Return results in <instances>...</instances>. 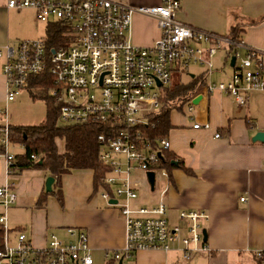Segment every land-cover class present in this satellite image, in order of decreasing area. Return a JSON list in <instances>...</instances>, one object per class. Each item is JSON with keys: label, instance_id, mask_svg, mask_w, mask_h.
<instances>
[{"label": "built area", "instance_id": "built-area-1", "mask_svg": "<svg viewBox=\"0 0 264 264\" xmlns=\"http://www.w3.org/2000/svg\"><path fill=\"white\" fill-rule=\"evenodd\" d=\"M4 3L7 10L32 11L38 22L58 24L65 31L55 47H49L46 36L0 46L6 103L27 90L30 80L48 76L53 86L49 96L58 107L60 123L101 127L98 161L108 171L104 177L107 189H101L99 196L124 221L123 247L107 254V260L119 264L139 251H176L188 262L198 253H209L203 241L207 214L183 210L178 225L171 226L163 199L152 207L136 203L142 189L150 190L148 172L155 174V182L157 172L167 174L162 158L170 149L167 137L150 139L144 130L154 128L152 119L165 108L176 107L162 89L169 86L173 71L187 72L190 66L203 69L205 93L226 94L237 107H245L253 94L264 93V51L247 45L240 36L220 35L179 22L178 0H161L154 7H132L113 0ZM136 15L157 23L160 37L151 47L132 43ZM220 53L221 69L223 73L227 70L228 78L214 81L215 59ZM200 95L201 91H196L182 104L191 119L195 110L192 101ZM192 127L209 129V124L194 122ZM13 145L6 120L0 127V157L6 161L9 176L15 175ZM30 160L38 162L40 158L32 154ZM16 201L13 184L0 186V264H94L87 234L76 228H67L64 240L51 234L43 248L34 247L22 231L16 232L12 242L5 213ZM253 257L264 264V249L254 251Z\"/></svg>", "mask_w": 264, "mask_h": 264}, {"label": "crops", "instance_id": "crops-1", "mask_svg": "<svg viewBox=\"0 0 264 264\" xmlns=\"http://www.w3.org/2000/svg\"><path fill=\"white\" fill-rule=\"evenodd\" d=\"M113 1L132 7L161 4V0ZM178 1L179 22L220 35L236 30L247 45L264 51V0ZM13 16L32 22L31 38L24 40L46 36L43 24L44 35L38 37L32 11L7 10L4 0H0V46L16 42L1 28L2 19ZM159 37L154 19L141 15L133 18L135 46L151 47ZM0 63V101L6 102ZM222 65L223 55L217 56L214 81L228 78ZM202 72L200 68L196 73H188L186 83L195 77L203 81ZM203 85L204 82L196 90L201 91L202 100L191 113L193 119L185 108L182 113L177 109L171 112V129L166 136L170 149L164 155L174 159L176 165L180 162L182 167L166 170L165 176L156 179L153 191H140L136 203L152 207L163 199L171 226L178 225L180 211L204 212L208 215L203 228L210 252L198 253L185 262L176 251H139L122 264H258L253 254L264 249V142L253 139L257 133H264V93L253 94L246 106L239 108L226 94L205 93ZM194 122L208 123L209 129H193ZM217 134L219 138L215 137ZM11 151L17 157L24 148L15 144ZM48 177L53 176L41 169L22 170L9 176L6 161L0 157V186L13 184L17 194L15 205L5 213L11 241L16 232L22 231L34 247L43 248L51 234L64 240L66 229L76 228L87 234L93 263H107L106 255L123 247L124 221L116 209L101 199V189L94 193L93 172L74 171L62 176L59 185L53 183L51 188L62 201L49 192L44 204L38 206L40 196L46 193ZM242 197L247 200L241 202Z\"/></svg>", "mask_w": 264, "mask_h": 264}, {"label": "trees", "instance_id": "trees-1", "mask_svg": "<svg viewBox=\"0 0 264 264\" xmlns=\"http://www.w3.org/2000/svg\"><path fill=\"white\" fill-rule=\"evenodd\" d=\"M63 30L58 24L50 23L46 26V42L49 47H55L58 44ZM229 36L239 37L236 30H233ZM202 83L201 78L195 77L189 80L188 83L181 84L173 91L167 93V99L169 101L178 99L184 104ZM52 87V81H50L48 76L30 80L27 91L32 99H43L46 101L45 119L35 126L9 125L11 143L22 145L24 148V152L16 157L15 174L22 170L41 169L53 176L55 185H59L61 177L64 175L74 171H92L94 193L100 189H107L104 184V177L108 170L98 161L99 146L97 144V135L101 133V127L94 124L68 125L60 123L58 107L48 94ZM175 108L174 106L167 107L160 115L152 119L154 128L148 127L144 130L150 139L167 136L171 129V112ZM181 109L177 108V110ZM0 152H2L1 148ZM32 154H37L40 160L32 162L30 160V155ZM173 160L171 157L164 155L163 166L167 171L174 167H182L180 162L178 165L171 164ZM50 194L55 195L59 202L62 201L60 194L53 191ZM47 195L49 194L43 193L40 196L38 206L44 204ZM2 236L3 230L0 227V249L2 248ZM106 264H116V262L107 260Z\"/></svg>", "mask_w": 264, "mask_h": 264}, {"label": "rangeland", "instance_id": "rangeland-1", "mask_svg": "<svg viewBox=\"0 0 264 264\" xmlns=\"http://www.w3.org/2000/svg\"><path fill=\"white\" fill-rule=\"evenodd\" d=\"M13 13V12H12ZM36 23V29L39 30L38 37L44 35V26L42 23L34 20ZM30 22L26 19L20 21L17 16L11 17V19H2L1 28L5 30L6 34H10L12 41H21L27 38H31L32 29H30ZM64 30L61 34H64ZM34 34V32H33ZM220 53L218 57L222 56ZM1 62V61H0ZM1 66V63H0ZM1 69V67H0ZM200 67L190 66L189 71L179 72L173 71L171 73L170 84L167 88L162 89L165 93L173 91L177 86L183 85L188 81L187 73L198 72ZM49 94V92H48ZM172 104L176 106V109L182 108V101L176 99L172 101ZM184 108V107H183ZM0 109L6 112V115H0V123H5L6 120L11 126H35L40 124L46 116V101L43 99H32L27 90H22L11 103H6L4 99L0 101ZM182 110V109H181ZM177 110L179 113L183 111ZM161 178V173L157 172V179ZM104 264H106L104 262Z\"/></svg>", "mask_w": 264, "mask_h": 264}, {"label": "water", "instance_id": "water-1", "mask_svg": "<svg viewBox=\"0 0 264 264\" xmlns=\"http://www.w3.org/2000/svg\"><path fill=\"white\" fill-rule=\"evenodd\" d=\"M233 63H234V58L231 59V65H233ZM201 100H202V97L201 96H197L192 101V103L195 106V108L199 107V103H200ZM253 140L259 141V142H264V133H262V132L257 133ZM162 160L164 161L163 158H162ZM171 164L176 165L177 163L175 161H172ZM147 177H148V181H149V184H150V190L153 191L154 188H155V174L153 172H148L147 173ZM53 183H54V178L53 177H48L46 179V182H45V192L46 193L51 192V188H52ZM110 203L111 204H115V201H110ZM203 241L207 242V234H206L205 230L203 231ZM120 264H122V262H120Z\"/></svg>", "mask_w": 264, "mask_h": 264}]
</instances>
